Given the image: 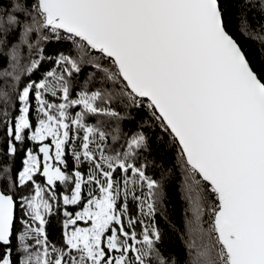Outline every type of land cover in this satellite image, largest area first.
Here are the masks:
<instances>
[{"label": "snow or ice", "instance_id": "6c2138e0", "mask_svg": "<svg viewBox=\"0 0 264 264\" xmlns=\"http://www.w3.org/2000/svg\"><path fill=\"white\" fill-rule=\"evenodd\" d=\"M0 264H264V0H0Z\"/></svg>", "mask_w": 264, "mask_h": 264}, {"label": "trees", "instance_id": "16d2710c", "mask_svg": "<svg viewBox=\"0 0 264 264\" xmlns=\"http://www.w3.org/2000/svg\"><path fill=\"white\" fill-rule=\"evenodd\" d=\"M173 211L176 214V219L179 220L181 212H182V208L180 206V201L178 198L174 201ZM173 250L174 251L179 250L181 253L183 252V245H182L181 241L177 238H174Z\"/></svg>", "mask_w": 264, "mask_h": 264}]
</instances>
